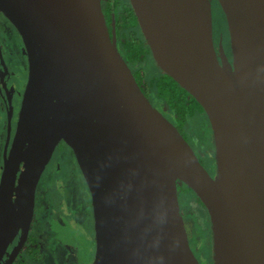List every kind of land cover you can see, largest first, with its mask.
Returning <instances> with one entry per match:
<instances>
[{"label":"water","instance_id":"95a60500","mask_svg":"<svg viewBox=\"0 0 264 264\" xmlns=\"http://www.w3.org/2000/svg\"><path fill=\"white\" fill-rule=\"evenodd\" d=\"M216 1L232 63L221 44L215 51L211 0H130L154 62L207 116L212 176L142 92L100 0H0L28 64L0 178V256L15 227L2 206L15 189L16 209L30 211L38 176L63 139L91 197L92 264H200L177 180L207 211L212 264H264V0Z\"/></svg>","mask_w":264,"mask_h":264},{"label":"flooded vegetation","instance_id":"af4514ba","mask_svg":"<svg viewBox=\"0 0 264 264\" xmlns=\"http://www.w3.org/2000/svg\"><path fill=\"white\" fill-rule=\"evenodd\" d=\"M214 2L215 0H211L212 6ZM100 6L109 35L114 36L117 49L136 80L135 65L125 58L123 34L137 43L144 39L146 44V41L130 0H100ZM220 12L222 16L216 20L212 10V41L217 55L221 44L227 59L232 63L225 17L222 10ZM151 58L149 49L147 59ZM27 73L26 50L21 36L0 10V178L4 158L8 155L14 136ZM139 75L143 83L142 70L139 71ZM142 83L139 87L146 90ZM145 96L158 110L156 105L170 113L173 120L168 115L167 118L186 139L176 115L155 100L152 94ZM190 146L208 172L215 176L214 161L210 167H207L195 148L191 144ZM67 153L72 163L68 165L69 170H64ZM19 176L20 169L16 173L14 184L19 182ZM180 187L176 182L179 209L183 220L185 210L179 201L180 196L183 195ZM10 199V203L6 202L2 206V216L6 225L9 222L15 227L2 249L0 264H92L96 238L91 197L72 150L63 139L57 142L38 176L30 211L28 208L19 211L16 209L15 189L11 192ZM205 210L204 213L208 216ZM186 235L191 250L199 263L203 264L199 254L192 247L187 233ZM206 242L207 244L202 242L207 253L204 264H212L211 240Z\"/></svg>","mask_w":264,"mask_h":264},{"label":"rangeland","instance_id":"374dc122","mask_svg":"<svg viewBox=\"0 0 264 264\" xmlns=\"http://www.w3.org/2000/svg\"><path fill=\"white\" fill-rule=\"evenodd\" d=\"M212 10L214 19L219 20L222 14L220 12L221 9L216 1L213 3ZM149 65L152 67L153 71L157 73L159 68L154 62L153 58L149 59ZM156 106L166 117L170 116V118L173 120V117L169 112L159 105ZM195 107L196 108L193 114L187 117L185 123L182 124L181 129L187 141L195 148L197 154L203 159L204 164L207 167H210L214 161L212 133L205 112L200 107ZM71 163L72 161L70 160V156L67 153V158L64 164L67 169L66 167L63 169L69 170L68 165ZM179 201L181 207H183L185 210L183 221L186 233L189 236V241L192 244V247H194L196 253L199 254L202 263L204 264L205 259L207 258V253L202 246V242L207 244L206 240H211L209 231L210 223L208 221L209 216H206L204 213L205 207L196 198L195 194L187 187H184L183 195L180 196Z\"/></svg>","mask_w":264,"mask_h":264},{"label":"trees","instance_id":"16d2710c","mask_svg":"<svg viewBox=\"0 0 264 264\" xmlns=\"http://www.w3.org/2000/svg\"><path fill=\"white\" fill-rule=\"evenodd\" d=\"M123 36L125 58L132 61L131 63L135 65L136 81L139 86L142 83L140 81L141 76L139 75V71L142 70L143 72L144 82L142 84H144L143 86L146 90H141L145 95L149 93L152 94V97L155 100H157L161 105L173 112L176 115L177 119H179V124L181 127V125L185 123L187 117L193 114L196 108L195 106H198L201 109L202 107L194 99L193 96H191L167 73L161 71L160 69L157 70L155 67L154 68L157 70V73L153 71L152 67L149 65V60L147 59V55L149 54V47L144 43V39H142L141 42L137 43L128 35L126 36L125 33L123 34ZM177 182L181 186V192H184V187H187L192 191V189L182 181L177 180ZM178 192H180L179 189ZM196 198L200 201L197 196ZM201 204L203 205L202 202Z\"/></svg>","mask_w":264,"mask_h":264},{"label":"clouds","instance_id":"9594fccd","mask_svg":"<svg viewBox=\"0 0 264 264\" xmlns=\"http://www.w3.org/2000/svg\"><path fill=\"white\" fill-rule=\"evenodd\" d=\"M179 246V243L177 242V247ZM162 262H163V258H162V260H161V264H162Z\"/></svg>","mask_w":264,"mask_h":264}]
</instances>
